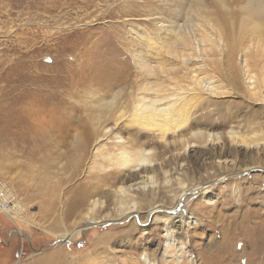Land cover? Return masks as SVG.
<instances>
[{"label": "rangeland", "instance_id": "rangeland-1", "mask_svg": "<svg viewBox=\"0 0 264 264\" xmlns=\"http://www.w3.org/2000/svg\"><path fill=\"white\" fill-rule=\"evenodd\" d=\"M54 1L0 0V181L19 205L15 218L0 213L1 264H47L48 260L55 264L57 253L65 257V264H145L138 260L144 252L157 256L159 264H209L210 259L225 256L221 244L224 231L231 239L234 258L230 262L227 259L231 257H226L223 264H262L251 253L249 242L262 232L260 227L264 225V146L237 147L225 133L234 127L245 138L251 137L253 131L264 138V106L250 100L245 92L227 97L205 96L200 102L205 109H195L192 123L175 137L188 138L191 131L199 128L220 133L222 143L187 151L178 146L180 155L174 151L175 146L170 149L173 153L164 155L160 153L166 152L163 144L157 141L151 145L160 153L161 159L155 165L159 183L163 184V173L168 171L169 179L175 180L181 174L187 183L205 185L211 194V203L198 196L183 210L184 214L187 210L195 213L196 223L190 220L185 226L176 219L170 234L180 240L179 244L166 247L167 212L156 214L159 222H146L145 218L149 207L156 203L169 207L175 204L170 194L176 190L175 181L171 187L161 185L134 193L143 212L137 219L146 222L145 226L137 222L136 230L131 228L136 225L135 218L100 224L85 222L76 215L67 217V207L75 193L89 184L100 189V194L90 200L105 202L98 211L99 218L116 214L110 194L132 181L128 180V173L102 156L116 144L118 136L129 146L148 143L151 135L141 138L140 134H150L152 130L127 122L133 119L138 93H146L142 88L160 82L162 70L156 64L161 61L164 67L175 68L173 85L181 83L177 86L190 93L194 84L189 71L201 62L193 59L185 68L180 59H169L163 52V57L154 55L153 48L161 44L159 35L173 41V35L160 31L157 23L161 20L186 26V20L178 19V14L187 9L186 0H61L56 8L53 4L57 0ZM145 36L150 42L143 39ZM147 42L152 46L148 47ZM139 54L150 64L142 71L135 58ZM211 57L221 61L210 68H217L215 75L222 81L217 84L227 85L224 59ZM209 60L207 64H211ZM126 63L132 78H119ZM56 69L64 71L61 80L56 78ZM114 74L118 81L111 77ZM143 81L147 85H142ZM105 83L112 86L108 93L98 88ZM116 112L124 121L120 126H116L115 116L108 119L119 115ZM168 140H173L172 136ZM222 165L226 167L224 171L219 168ZM223 172L226 179L219 181ZM67 233H74L71 243L62 240ZM181 242L185 250L178 263L177 246Z\"/></svg>", "mask_w": 264, "mask_h": 264}, {"label": "bare ground", "instance_id": "bare-ground-1", "mask_svg": "<svg viewBox=\"0 0 264 264\" xmlns=\"http://www.w3.org/2000/svg\"><path fill=\"white\" fill-rule=\"evenodd\" d=\"M60 1L61 0H57L55 4L53 3L51 4L55 5L54 8H56L57 3L59 4ZM184 5H185L184 9H186V6L187 9L183 11V14L182 13L180 14L178 12L179 13L178 19H180L181 21L186 20V26H181L177 22H166L160 20L159 23H157L158 29L164 33L167 32L171 33L173 35V41L168 42V40L166 41L161 35H159V40L161 41V44L160 46L157 45V48H153V49H155V53H154L155 57L156 56L163 57V55L161 54V52H163L164 54L169 56V59L175 58V60L177 59V61L178 59H180L181 63L183 64V66H185V68L193 61V59L194 61L198 60V63L201 62L194 67L192 65L193 68H191V71H189L192 78L191 82L192 84H194V87L191 89L189 93V90L185 91V89H183L184 87L177 86L181 83L177 85H173L172 81L176 79L172 77V75H174L173 73L175 71V68H166L164 67L165 63L163 66V63L161 61L159 63L157 62L158 64L156 65H158L162 70L160 72L162 77L161 75L158 76L159 78H161V80L160 82L150 83L151 86H148L147 88L145 87V89L142 88V91L146 92L147 94L145 93L142 96L141 95L139 96L140 93H138L137 101H135V103L133 102L134 106L133 104H131V106L134 107L133 108L134 112L132 115L133 119L129 117L131 121L127 122V124L138 125L139 127L145 128L146 130L149 129V131L152 130L150 134H140L141 138L142 136L147 137V135H151L147 137L149 138L148 143H145L144 146L141 145L140 147L134 144L129 146L127 145L128 143L127 144L124 143L122 138L118 136L116 139L117 140L116 144L112 148L108 149L107 154L105 155L103 154L104 156H102L106 158L108 162H113L114 166L119 168L121 172L128 173L129 174L128 180L130 179L133 183L129 185H127L128 183L127 184L123 183L122 185L118 186L112 194H110V197H112L115 200L116 214L111 216H106L105 218H99L98 211L105 202H100L99 200H92V201L90 200V197H92L93 195L96 196L100 194V189L97 187L92 188V185L90 184L86 189L83 188L78 189V191L75 193L73 197V201L70 203V205H68L66 212L68 218H71L72 216L76 215V216H80L85 222L89 220L94 223H100V224L110 223L112 220L115 222H120L135 218L136 219L135 224L138 222L140 223L141 226H145L146 222H149L151 220L155 222H159V220H157L156 214L161 212H167V216H166L167 218L164 220V222L166 223V229L169 232L168 241L165 242L167 249L170 247H174L175 243L177 242H178L177 244H179L180 241L172 237L170 234L173 233L171 231H173L172 229L173 226H175L176 224L177 218L180 219L183 223H185L186 224L185 226H188L190 224V220L191 223L192 222L196 223V221H198V218L195 217V213H192L191 210H187L186 214L183 213V210L187 208L186 205L188 203L189 204L192 203L190 202V200H192L193 198L195 199V197L198 196H203L204 198H207L208 202L211 203L212 199H210L211 194L209 190L205 189L206 188L205 185H200L197 183L189 184L183 179V177H181L183 175L179 173H178L179 175L176 174L178 175V177H176L175 180H173V179H169V172L166 171L163 173L164 174L163 176L165 177V181L163 182V184L159 183V181L156 179L155 165L159 159L158 156H160V153L165 155V153L167 154L177 151V153H179L178 155H180L182 150L181 149L176 150V147L178 148V146H182L183 150L187 151L190 148H196L202 146L206 147L212 144H219L223 142V138L220 133L204 132L201 130H197L199 128H196V131L195 129L191 131V134L189 135L188 138L186 137V135L184 136L186 138H182V136H180V138L178 139L175 138L182 129H184L187 125L192 123L193 121L192 114H194L195 109L197 110H199V108L205 109V107H203V105H201L200 103L202 100H205L204 98L205 96L212 98L227 97L232 93L240 94V92L243 93L245 92L244 94L250 100L259 102V104L264 106V0H186V2H184ZM129 28H131L132 30L133 26L130 25ZM200 29L202 30V32ZM143 39H148V41L150 42L148 36H145V38ZM147 46L148 47L152 46V43L151 45H148L147 42ZM140 54L135 58H138L140 62L138 64L139 69H141L142 71L143 69L149 68L150 64L149 62L146 63L144 61L145 58L144 59L142 58V56L144 55L140 56ZM150 56L149 57L152 59V55ZM211 56H218V57L220 56L221 59H224L225 62L224 71H225V76H226L225 79L227 85H225L226 84L225 82H224L225 84L223 83L222 85L220 83L217 84L218 82H222L221 80H219V77L215 75L216 73L215 70L217 71V68L215 69L214 68L210 69V68L211 66L213 67L214 65L221 63V61L220 60L214 61L217 57H215L214 59ZM166 58L165 60H167ZM210 58H212L213 61L209 60ZM207 60H209L208 62L211 61V64H207L206 62ZM126 64L125 67H122V69L120 70L123 71L124 73L120 75L119 78L121 76H124L125 79L132 78L130 73L131 68H128L129 63L127 64V66ZM155 68H157V66ZM186 71L188 72L187 69ZM209 71H211L215 76L214 77L211 76ZM56 72H57L56 78L61 80L62 77L60 76V74L61 73L64 74V71L60 72L56 69ZM110 73L109 75H111ZM125 73H127V75H125ZM176 73H178V71ZM116 76L118 75L114 74V76L112 75L111 77L115 78L116 80L117 79L119 80V78ZM222 80L224 81V79ZM109 81H111V79H109ZM177 81H179V79ZM166 82H168L169 84H166ZM143 83L142 85L146 84V82L144 84ZM111 87H112L111 85L105 83L104 85H101L98 88L108 93L110 90H112ZM138 90L140 91V89ZM130 95L132 94L130 93ZM114 97L112 98L114 99ZM130 101H132L131 98ZM131 106L130 109H132ZM128 107L129 105L126 108ZM118 114L119 115L113 114L112 117L108 118L110 120L111 118L113 119L115 116V120L117 122L116 126H120L121 122H124L119 117L121 114L120 113ZM124 114H127V112H125ZM235 129L233 127L230 128L228 132H225L227 133L226 136L228 137L232 145H235L237 147H246V148L248 147L250 149H254L257 147L259 148L260 145H262V147L264 146V138L261 139V135L258 132L253 131L251 137L245 138L243 137L242 134L238 132L237 129H236L237 131ZM99 134H101V132ZM263 135L264 132H262V136ZM168 136H172L173 140H168ZM157 141H159L161 145L163 144L165 146L166 152L162 151L159 154L155 152L157 149L156 150L153 149L151 145L152 144L154 145L155 143H157ZM174 146H175V149L173 148L174 151H170V149ZM111 150L113 151V153ZM94 161L96 162L97 160ZM94 161L92 163H94ZM102 167L103 166L101 165V167L99 168L102 169ZM219 168H221L222 170L226 169V167H224L223 165L222 167L219 166ZM93 169L94 168H92L91 170ZM247 171H249V168ZM225 179H226V175L223 172L221 173V176L219 177L218 180L223 181ZM174 181L176 182L175 183L176 190H173L170 194L172 196L171 200L175 204H172L169 207L166 206L164 203H156L155 205L149 207V211L146 213V217H145L147 219L146 222H142L143 219L142 221L141 220L138 221L137 218H139L143 212L141 209L138 208L139 203L136 201L135 199L136 196L134 195V193L138 190L144 192L151 191L160 187L161 185H166L171 187ZM234 191L236 196H238L237 187L234 188ZM79 210L82 211V214L81 212H79ZM196 210L200 211L197 208ZM200 214L204 216L203 212L201 211ZM194 219H196L195 222L192 221ZM138 225L137 224L132 225L131 228L133 230L134 229L136 230L138 228ZM260 229L262 230V232L259 231ZM260 229L258 230L260 233H257L258 236L257 234H255L254 238L249 243L253 249V250L250 249L251 253H253V255L256 256L255 258H257L256 259L257 261L259 260V263L263 264L264 235L261 234L264 233V225H262ZM224 232L225 233H223V242L221 244L223 249H225V254H224L225 256L220 258L219 257L212 258L210 259L209 264L212 263L214 264L216 261L219 264H223V261L226 259V257L227 258L231 257L230 259L227 260H231L230 262L233 261L232 258H234L233 257L234 254L233 251L230 249V247L232 246V243L230 242L231 239L226 235V231ZM74 238H75L74 233L72 234L67 233L62 237V240L67 243L68 242L71 243L74 240ZM183 245L184 243L181 242L180 245L177 246L180 252V255L177 258L178 263H180L182 259L181 252H184L185 250ZM58 255L59 253H57L54 257L55 259H57V262L55 264L58 263L65 264L63 259L65 257L63 255L61 256ZM138 260L143 261L145 264H159L158 263L159 260L157 256L150 255L149 253H145V252L141 254L140 257H138Z\"/></svg>", "mask_w": 264, "mask_h": 264}, {"label": "built area", "instance_id": "built-area-1", "mask_svg": "<svg viewBox=\"0 0 264 264\" xmlns=\"http://www.w3.org/2000/svg\"><path fill=\"white\" fill-rule=\"evenodd\" d=\"M10 195L6 185L0 181V213L15 218L19 213V205L15 204Z\"/></svg>", "mask_w": 264, "mask_h": 264}, {"label": "crops", "instance_id": "crops-1", "mask_svg": "<svg viewBox=\"0 0 264 264\" xmlns=\"http://www.w3.org/2000/svg\"><path fill=\"white\" fill-rule=\"evenodd\" d=\"M3 261H0V264L2 263ZM47 264H51L50 261H46ZM33 264V263H32ZM53 264V263H52Z\"/></svg>", "mask_w": 264, "mask_h": 264}]
</instances>
